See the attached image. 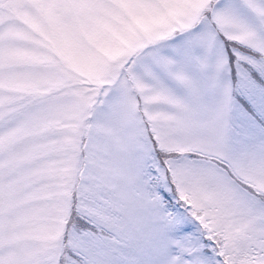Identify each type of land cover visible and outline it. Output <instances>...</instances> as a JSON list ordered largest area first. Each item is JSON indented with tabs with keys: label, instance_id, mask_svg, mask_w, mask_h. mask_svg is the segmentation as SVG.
Returning <instances> with one entry per match:
<instances>
[{
	"label": "snow or ice",
	"instance_id": "1",
	"mask_svg": "<svg viewBox=\"0 0 264 264\" xmlns=\"http://www.w3.org/2000/svg\"><path fill=\"white\" fill-rule=\"evenodd\" d=\"M0 264H264V0H0Z\"/></svg>",
	"mask_w": 264,
	"mask_h": 264
}]
</instances>
